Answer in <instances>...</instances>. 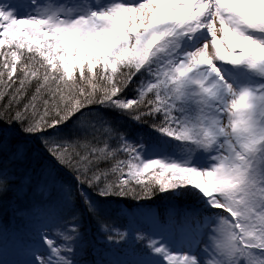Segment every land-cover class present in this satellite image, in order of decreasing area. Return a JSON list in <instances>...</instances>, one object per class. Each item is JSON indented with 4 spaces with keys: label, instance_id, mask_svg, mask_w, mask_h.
Masks as SVG:
<instances>
[{
    "label": "snow or ice",
    "instance_id": "1",
    "mask_svg": "<svg viewBox=\"0 0 264 264\" xmlns=\"http://www.w3.org/2000/svg\"><path fill=\"white\" fill-rule=\"evenodd\" d=\"M25 189L22 264H87L85 214L123 257L96 264H264V0H0V215Z\"/></svg>",
    "mask_w": 264,
    "mask_h": 264
},
{
    "label": "trees",
    "instance_id": "2",
    "mask_svg": "<svg viewBox=\"0 0 264 264\" xmlns=\"http://www.w3.org/2000/svg\"><path fill=\"white\" fill-rule=\"evenodd\" d=\"M7 1H17L21 2V0H7ZM131 95V94H130ZM8 97L5 96L4 100L7 101ZM92 108H100L99 105H93ZM95 114V113H94ZM114 120H118V127L121 128V130H124L127 132L130 139L136 140L139 136H143L145 141L148 143H156L158 142V134L149 127L148 124H137L130 119L127 118H117L115 116L112 117ZM177 143V142H173ZM39 142H36V145H38ZM23 171V169H21ZM60 176L65 181L71 180V174L65 172H61ZM25 189L24 191H17V192H9L6 197H4V201L8 203L6 205L5 210L9 208V211H13V209L19 208V209H28L32 206L33 203H35V196L31 192H27ZM168 194H158L155 198L148 201H141L140 205H137L134 201L131 200H121V201H115L110 205V212H109V218L116 221V223L123 227L129 223L130 220H135L136 222H146L144 221L143 213L152 211L154 213L159 214L160 219H164L165 216L168 213L170 205H172L173 201L168 200L165 198V196ZM82 207V206H81ZM14 212V211H13ZM15 215H17V223L23 225V229L19 230L15 226H8L5 233L0 238V243L2 239H9L8 242L10 244H13L12 238H14L17 235V231L21 234V237H23V241L28 243V246L25 247L28 250V253L31 255V249L35 246L36 242V236L35 232L36 229L40 227L42 221L37 219L36 217L30 215L27 211L22 212H14ZM84 228L87 232L88 240L90 237H92L94 240V249L93 252L95 253L94 256H92L91 259H86L85 261L87 264H95L96 261H100L102 259L107 260L112 255L116 254V256H120L118 258H123L115 248L111 249V251L108 250V248L105 247L103 240L100 238V233L98 231V225L95 223V221L91 220L87 215L84 216ZM99 241V242H97ZM24 248V249H25ZM24 249H19V253L17 255V258L20 257L21 253L24 255L23 257H20L21 262L30 259V257L24 253ZM84 259V257H83ZM117 259V258H112Z\"/></svg>",
    "mask_w": 264,
    "mask_h": 264
},
{
    "label": "rangeland",
    "instance_id": "3",
    "mask_svg": "<svg viewBox=\"0 0 264 264\" xmlns=\"http://www.w3.org/2000/svg\"><path fill=\"white\" fill-rule=\"evenodd\" d=\"M7 2L15 3L14 1H7ZM41 2H46V0H41ZM24 11H25V9L22 6L21 7V14H23ZM6 205H8V203L6 201H4V207H6ZM17 217L18 216L15 215V213L13 211H9V208L6 209L5 211H3L2 215H0V238L5 233V231L7 230L8 226H15L19 230L23 229V225L17 223V221H16ZM22 239H23V237H21V234L17 231V235L14 238H12L13 244H10L8 242L9 239H7V240L2 239L1 240V243H0V264H3V262H7V264H22L21 260L23 258L20 259V257H23L24 255H22V253H21L20 257L17 258V255L19 253V249L21 250L22 248L24 249L25 247L28 246V243L21 242V241H23ZM93 240L94 239L92 237H90L89 241L91 242V244L88 246V251H87L86 255H84V260L91 259L92 256L95 255V253L93 252V249H94ZM23 252L26 253L31 258V255L28 253V250L26 248L24 249ZM118 257H120V256H116V254H114L109 259L118 258ZM109 259H107V260H109ZM96 262H95V264H96Z\"/></svg>",
    "mask_w": 264,
    "mask_h": 264
},
{
    "label": "bare ground",
    "instance_id": "4",
    "mask_svg": "<svg viewBox=\"0 0 264 264\" xmlns=\"http://www.w3.org/2000/svg\"><path fill=\"white\" fill-rule=\"evenodd\" d=\"M15 3H18L19 4V2H17V1H15Z\"/></svg>",
    "mask_w": 264,
    "mask_h": 264
}]
</instances>
